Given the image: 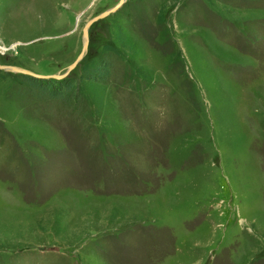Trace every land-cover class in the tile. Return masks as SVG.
Here are the masks:
<instances>
[{"label":"rangeland","instance_id":"rangeland-1","mask_svg":"<svg viewBox=\"0 0 264 264\" xmlns=\"http://www.w3.org/2000/svg\"><path fill=\"white\" fill-rule=\"evenodd\" d=\"M118 2L0 0V66L74 80L0 70V264H264V0H125L68 70Z\"/></svg>","mask_w":264,"mask_h":264},{"label":"trees","instance_id":"trees-1","mask_svg":"<svg viewBox=\"0 0 264 264\" xmlns=\"http://www.w3.org/2000/svg\"><path fill=\"white\" fill-rule=\"evenodd\" d=\"M112 68L113 65L109 58L100 59L99 63L92 71L88 74L81 72L79 77L81 79H88L89 81L105 84L109 80ZM21 78L36 88L38 97L47 100L60 99L61 97H64V95H62V91L66 94L71 90L73 86L72 84L74 83V80L70 78H36L24 75H22ZM70 96L78 97L75 92H72V95Z\"/></svg>","mask_w":264,"mask_h":264},{"label":"water","instance_id":"water-1","mask_svg":"<svg viewBox=\"0 0 264 264\" xmlns=\"http://www.w3.org/2000/svg\"><path fill=\"white\" fill-rule=\"evenodd\" d=\"M125 0H119V2L114 6L112 7L111 9L103 12L102 14L98 15L97 17L91 19L90 21L87 22V24L85 25L84 27V31H83V47H82V51L77 59V61L75 63H73L70 67H68V70H71L73 67L76 66V64L82 59V57L85 55L86 53V49H87V43H88V38H87V34H88V29L89 27L96 21L100 20V19H103L107 16H109L111 13H114L116 12L124 3ZM0 70H3V71H6V72H11V73H17L19 75H24V76H30V77H46V78H63L66 76V74L68 72H66L65 74L63 75H60V74H54V75H49V76H41V75H38V74H34L30 71H27V70H24V69H20V68H16V67H3V66H0Z\"/></svg>","mask_w":264,"mask_h":264}]
</instances>
